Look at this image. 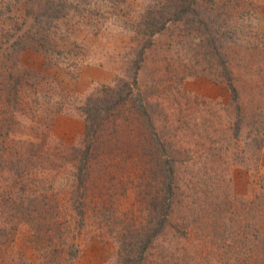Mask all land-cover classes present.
<instances>
[{
	"label": "rangeland",
	"instance_id": "374dc122",
	"mask_svg": "<svg viewBox=\"0 0 264 264\" xmlns=\"http://www.w3.org/2000/svg\"><path fill=\"white\" fill-rule=\"evenodd\" d=\"M43 3L0 0V264H264V0Z\"/></svg>",
	"mask_w": 264,
	"mask_h": 264
},
{
	"label": "trees",
	"instance_id": "16d2710c",
	"mask_svg": "<svg viewBox=\"0 0 264 264\" xmlns=\"http://www.w3.org/2000/svg\"><path fill=\"white\" fill-rule=\"evenodd\" d=\"M31 1H33V0H31ZM47 2H48V5L45 3H43L42 5H41V7L43 8H47L48 10H52L53 12H52V15H53V18H56V19H60V18H62L63 17V14L65 15V14H68V11H66V10H68L69 9V7H72V4H70V0H67V2H66V4H64V2L62 1L61 3H58L59 5H61L62 7L61 8H57L56 6H53V5H51L50 4V0H47ZM33 5H35V3L34 4H32V7H33ZM69 6V7H68ZM50 7H54V8H50ZM57 9H61V11L60 10H57ZM65 10V12L64 13H62V11H64ZM164 25H160V26H156V25H152V24H148L147 26H146V29H147V32H149V33H151V35L153 36L155 33H157V32H159L160 30H162V29H164ZM151 45V41H149V42H147V43H145L144 45H143V47H142V50H141V52H140V55L144 52V49H146L147 48V46L149 47ZM21 49H22V47L20 48V49H15L14 48V51L15 52H19V51H21ZM229 86H230V90L232 91V93L234 94L233 95V97L234 98H236L237 97V94H235L236 93V88H235V86L230 82L229 83ZM132 85L131 84H128V85H126L125 84V87L123 86V88H122V90L125 92V95H121L122 94V90H120V92H119V94L120 95H117L118 97H119V99L117 100V102H116V104H114V101L116 100V98H114V95H116V94H113L112 95V97L113 98H111V100H110V102L108 103L107 102V100H104V106L103 107H96L95 108V110L96 111H105V113H108L109 111H110V109L112 108V107H114V106H116V105H118V104H120L122 101H124V100H126V98L130 95V93H131V91H132ZM91 112L92 111H90L89 109H88V113H89V116H90V120H92V117H91ZM90 130L92 131V127L90 126ZM166 163V162H165ZM168 165V164H167ZM169 167H170V165H168ZM160 208L162 209V204L160 205ZM171 211V205H170V203H167L166 204V206L163 208V210H162V213H163V218L161 219V224H160V227H159V229H162L164 226L163 225H166V222H167V220H168V216H169V212ZM148 227H149V225H148ZM150 228V227H149ZM159 229H157V230H159ZM153 231H156V229L155 230H153ZM150 236V234H147V237H149ZM141 238H142V236H141ZM141 238L139 239V241L138 240H136V239H134L133 238V236H130V240L131 241H135V242H139L138 243V245L140 244L141 246L139 247V248H141V253L144 251V248L146 247V242L145 243H143V241H145V240H142L141 241ZM141 241V242H140ZM138 253L136 252V249L134 248V250H131V249H125V247L123 248V246H122V255H123V259H125V260H128L129 261V263L128 264H130L131 263V261L130 260H133L134 259V257L137 255ZM140 255V254H139ZM138 259V258H137ZM142 259V258H141ZM137 264H141V261L139 260L138 262H137Z\"/></svg>",
	"mask_w": 264,
	"mask_h": 264
}]
</instances>
